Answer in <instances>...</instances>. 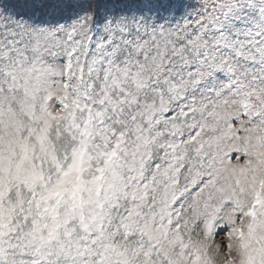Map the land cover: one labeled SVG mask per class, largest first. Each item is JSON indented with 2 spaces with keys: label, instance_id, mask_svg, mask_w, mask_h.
I'll list each match as a JSON object with an SVG mask.
<instances>
[{
  "label": "snow or ice",
  "instance_id": "obj_1",
  "mask_svg": "<svg viewBox=\"0 0 264 264\" xmlns=\"http://www.w3.org/2000/svg\"><path fill=\"white\" fill-rule=\"evenodd\" d=\"M0 264H264V0H0Z\"/></svg>",
  "mask_w": 264,
  "mask_h": 264
}]
</instances>
